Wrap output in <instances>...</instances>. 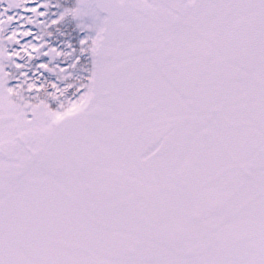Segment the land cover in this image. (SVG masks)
Segmentation results:
<instances>
[{"label": "snow or ice", "instance_id": "6c2138e0", "mask_svg": "<svg viewBox=\"0 0 264 264\" xmlns=\"http://www.w3.org/2000/svg\"><path fill=\"white\" fill-rule=\"evenodd\" d=\"M0 264H264V0H0Z\"/></svg>", "mask_w": 264, "mask_h": 264}]
</instances>
